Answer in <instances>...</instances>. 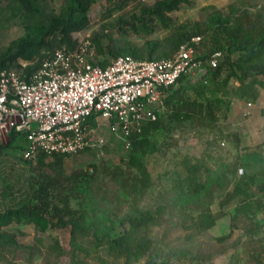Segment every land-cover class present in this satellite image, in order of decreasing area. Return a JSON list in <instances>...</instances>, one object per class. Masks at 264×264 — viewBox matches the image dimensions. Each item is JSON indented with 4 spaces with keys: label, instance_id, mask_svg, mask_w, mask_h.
<instances>
[{
    "label": "rangeland",
    "instance_id": "1",
    "mask_svg": "<svg viewBox=\"0 0 264 264\" xmlns=\"http://www.w3.org/2000/svg\"><path fill=\"white\" fill-rule=\"evenodd\" d=\"M154 1L134 0L106 19L94 16V21L74 39L86 43L91 37H98L103 53L98 52L94 44H89L88 58L94 62H109L112 52L119 47L140 46L146 39L141 35L120 34L118 17H129L138 12L140 6H150ZM33 2L39 11L32 18L27 12L17 13L16 4L11 0H0V54L11 40L25 33L26 21L46 20L58 14L67 0ZM258 4H264V0H191L189 5H181L169 13L173 27L158 29L147 38L158 40L160 50L167 51L163 41L174 27L192 28L213 9L227 13L233 5L236 9L253 12ZM201 35L204 43L200 44V49L205 52L209 49V34ZM255 91L256 100L238 98L242 105L230 107L226 121L221 123L222 133L217 130L195 132L186 124L174 127L167 136L161 132L159 141L163 140L164 146L157 152L138 155L151 172V185L144 190L135 183L138 171L129 162L130 145L127 146L105 126L98 129L103 138L100 146L62 157V160H57L54 155L43 156L42 161L39 157L24 160L16 139L7 145L9 135L0 140V145L5 146L0 152V211L34 198H43L50 206L62 207L67 203L76 215L83 216V222L97 221L111 236H116L122 230L120 220L123 217L137 210L154 211L166 202L174 171L178 170V161L183 156L202 161L214 170L222 163H229L232 170L230 182L214 192L209 207L215 214L224 213L217 218L215 225L189 238L188 231L181 226L182 221L189 222L188 216L167 212L161 224L147 232L152 239L147 255L131 264H255L256 258L264 259V213L254 208L249 214L237 212L232 226L235 203L219 206L224 193L232 186L235 173L264 172V89L257 86ZM169 112V107L165 106V124ZM167 143L171 144L166 146ZM193 215H196L195 211ZM4 230L14 234L18 247L0 249V264H51L55 257L48 254V248L55 238L64 250L57 262L71 264L69 226L40 231L33 223H20L10 224ZM230 230L229 236L218 239ZM77 242L83 247L78 256L83 264H100L101 259L105 264H123L122 259L108 256L104 247H95L89 236L79 237Z\"/></svg>",
    "mask_w": 264,
    "mask_h": 264
},
{
    "label": "trees",
    "instance_id": "2",
    "mask_svg": "<svg viewBox=\"0 0 264 264\" xmlns=\"http://www.w3.org/2000/svg\"><path fill=\"white\" fill-rule=\"evenodd\" d=\"M11 1L16 4L17 13L24 11L33 18L35 12L39 11L33 0ZM133 1L67 0L58 14L46 20L26 21L25 33L11 40L6 50L0 54V71L17 68L18 60L23 59L33 61L25 68L27 73L33 72L44 58L52 56L56 48H77L81 42L78 43L74 36L86 30L94 21V16L106 19L114 11L124 9ZM190 3L191 0H156L150 6H140L138 12L129 17H118L117 29L120 34L141 35L146 39L140 46L128 44L119 47L112 52V58L129 54L141 59H158L169 56L192 36H201L203 44L201 34H209V49L201 51L203 64L196 77L193 79L181 76L180 85L172 87L165 98V105L170 109L166 120L168 125L164 123L163 115L145 122L140 132L129 137V162L138 171L135 183L142 190L151 185V172L138 159V155L159 151L164 146V141H159L161 132L164 131L167 136L174 127L186 124L195 132L217 130L222 133L221 123L227 119L232 99L236 97L254 101L257 98L255 87L264 89V4H258L253 12L236 9L233 5H230L227 13L213 9L201 23H194L192 28L174 27L173 32L163 41L168 47L167 51L160 50L161 43L158 40L147 38L158 29L173 27V18L169 13ZM89 44H94L97 51L103 53L98 37H91ZM216 52L219 54L213 65L210 61ZM92 62L101 66L109 63ZM14 139L23 149L25 133L11 132L7 145H11ZM170 144L167 143L166 146ZM4 147L0 145V152ZM91 148L87 147L82 152ZM53 155L57 160L69 156ZM43 156L46 155L38 156L40 161ZM231 172L229 163H222L214 170L202 161L183 156L178 161V170L174 171L166 202L158 205L154 211L137 210L123 217L120 220L122 230L116 236H111L97 221L83 222V216L76 215L75 210L70 209L67 203L62 207L50 206L43 198H34L0 211V249L18 247L14 234L4 230L10 224L33 223L40 231L69 226L71 264H83V260L78 257L83 247L77 239L85 236L91 238L95 247H104L108 256L122 259L123 264H131L147 255L152 246V239L147 232L161 224L163 215L167 212L188 216L189 222L182 221L181 226L188 231L189 238L213 227L217 218L224 213L215 214L209 207L214 200V192L230 182ZM232 202L235 203V213L231 215L232 226L237 212L249 214V210L254 208L264 213V172L235 173L232 186L224 193L219 206L222 208ZM193 211L196 212L195 216ZM229 234L231 230L218 239H225ZM48 249V254L55 257L51 264H59L56 259L64 250L56 238ZM100 264H105L102 259ZM255 264H264V259L256 258Z\"/></svg>",
    "mask_w": 264,
    "mask_h": 264
},
{
    "label": "built area",
    "instance_id": "3",
    "mask_svg": "<svg viewBox=\"0 0 264 264\" xmlns=\"http://www.w3.org/2000/svg\"><path fill=\"white\" fill-rule=\"evenodd\" d=\"M200 44L196 35L166 57L125 54L101 66L88 58L86 41L72 50L56 48L30 73L25 68L33 61L20 59L17 68L0 71V140L25 133V160L73 155L100 146L98 129L105 126L129 146L131 134L164 115L165 98L179 78L198 74Z\"/></svg>",
    "mask_w": 264,
    "mask_h": 264
},
{
    "label": "crops",
    "instance_id": "4",
    "mask_svg": "<svg viewBox=\"0 0 264 264\" xmlns=\"http://www.w3.org/2000/svg\"><path fill=\"white\" fill-rule=\"evenodd\" d=\"M235 105H242V102L238 99V98H236V99H233L232 100V104H231V108L233 107V106H235Z\"/></svg>",
    "mask_w": 264,
    "mask_h": 264
}]
</instances>
